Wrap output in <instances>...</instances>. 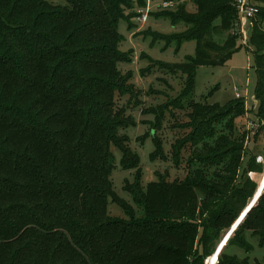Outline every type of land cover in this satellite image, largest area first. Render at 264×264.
I'll use <instances>...</instances> for the list:
<instances>
[{
	"label": "trees",
	"instance_id": "trees-1",
	"mask_svg": "<svg viewBox=\"0 0 264 264\" xmlns=\"http://www.w3.org/2000/svg\"><path fill=\"white\" fill-rule=\"evenodd\" d=\"M63 1L0 0V264H248L228 254L231 247L252 251L246 232L264 246V175L258 185L249 178L254 168L262 171L253 157L242 170L247 133L236 127L247 113L244 101L219 106L191 98L197 68L222 66L238 51L234 0H193L195 14L184 10L186 0H165L181 5L164 16L187 27L165 39L195 43L193 58L162 64L184 77L174 103L185 101L190 129L170 155L177 166L183 149L191 155L202 146L195 160L205 169L191 171L192 155L183 180L158 174L145 187L126 184L132 205L111 181L114 150L123 170L139 168L123 134L135 124L126 109L139 91L119 69L131 59L119 49L117 28L146 3ZM249 2L258 9L248 42L256 74L252 122L264 130V0ZM222 33L230 34L218 46L213 38ZM223 124L228 137L209 144ZM158 141L153 157L162 155ZM109 204L123 217L111 216Z\"/></svg>",
	"mask_w": 264,
	"mask_h": 264
},
{
	"label": "rangeland",
	"instance_id": "rangeland-1",
	"mask_svg": "<svg viewBox=\"0 0 264 264\" xmlns=\"http://www.w3.org/2000/svg\"><path fill=\"white\" fill-rule=\"evenodd\" d=\"M48 1L54 5L64 4L63 0ZM144 2L145 5H148L149 11L145 23H139L136 20V10L139 9L136 5L132 17L125 16L119 21L117 28L118 34L122 38L119 49L123 53L129 54L131 59L130 63L120 64L119 69L130 75L131 83L139 91L137 103L131 104L126 109L135 124L123 131V134L129 139L131 150L138 156L139 168L123 170L119 166L120 154L113 149L116 166L112 171L111 181L117 196L131 205L130 197L125 191L126 184L133 185L137 181L140 186L145 187L148 183L156 181L158 174L166 176L169 182L183 180L187 172L186 162L192 155L194 163L189 165L191 171L205 169V167L199 166L195 160L197 154L204 153V151H200L202 146H199L196 153H191V155L188 154L189 149H183L179 154L177 166L170 155L171 145L183 139L190 131L189 128H186L188 110L185 101L174 103L182 93L184 77L179 72L174 74L162 69V67L165 68L162 64L182 65L186 59L193 58L195 55L194 41L187 40L178 44L175 40L165 39L183 33L187 28L184 23L180 21L173 23L164 16V12L175 13L181 3H174L171 8L162 9L161 5L165 0H144ZM182 6L187 13L195 14L197 12L193 0H186ZM246 32L249 38L248 27ZM228 34L230 33L217 34L213 41L216 45L223 46ZM235 48L238 51L224 65L197 68L191 98L202 104L224 106L230 100L235 99V88L238 89L243 97L244 109L249 115V118L244 117L236 121L237 131L247 133L243 145L246 149V156L242 163V170L246 167L249 157L255 158V162L261 165L262 171L254 168L252 173H249V178L258 185L261 176L264 175V130H258L259 126L250 130L247 127L248 119L253 120L251 115L257 110V101L254 98L256 74L253 68V55L249 43L247 46L243 45L240 38L236 39ZM166 67L172 70L171 67ZM122 102L124 103L126 100H121L118 104ZM147 111H151L153 114H144ZM216 130L218 133L210 141L211 145L219 135L224 133L227 136L224 124L216 127ZM154 137L159 140L162 149V155L158 157L152 156ZM230 139L233 138L230 137ZM213 172L211 170L207 177L213 178ZM262 187L264 188V178L261 182ZM108 211L113 217H123V212L114 205L109 204ZM141 213V211H137L136 216H141ZM245 238L252 246L251 252L246 253L238 247H231L228 254L235 255L238 259H246L248 264L257 262L264 264V246L260 247L258 240L252 237L249 232H246ZM223 248L224 245H219V251L213 255V258L219 257ZM204 264H206V260Z\"/></svg>",
	"mask_w": 264,
	"mask_h": 264
},
{
	"label": "built area",
	"instance_id": "built-area-1",
	"mask_svg": "<svg viewBox=\"0 0 264 264\" xmlns=\"http://www.w3.org/2000/svg\"><path fill=\"white\" fill-rule=\"evenodd\" d=\"M234 8L236 10L237 19L235 22L234 27V33L238 38L241 39V42L243 45L247 46L248 43V35L246 32L247 27L251 31L252 28V19L254 18L255 14L257 13L258 9L254 5H252L249 0H234L233 2ZM172 2H163L161 5L162 9H168L173 7ZM149 11H148V5H146L144 8L137 9V17L136 20L139 23H145L147 21ZM235 99H243L241 94L238 92V89L235 88L234 93ZM246 106V105H245ZM248 129H254L255 127H258L257 123H254L252 121H248L247 123ZM250 174H248L249 176Z\"/></svg>",
	"mask_w": 264,
	"mask_h": 264
},
{
	"label": "water",
	"instance_id": "water-1",
	"mask_svg": "<svg viewBox=\"0 0 264 264\" xmlns=\"http://www.w3.org/2000/svg\"><path fill=\"white\" fill-rule=\"evenodd\" d=\"M260 191H262L263 192V188L262 189H260ZM256 199V197L254 196V199L253 200H255ZM250 206H247L244 210H245V213L246 212H249L250 211ZM240 220L241 219H237V221L233 224V227L227 232V233H229L235 226H237V224L240 222ZM227 235V234H226ZM224 239V238H223ZM223 241V240H222ZM222 241H221V243H222ZM221 243L219 244V245H221ZM219 245L217 246V248H216V250H215V253L214 254H216L218 251H219Z\"/></svg>",
	"mask_w": 264,
	"mask_h": 264
},
{
	"label": "crops",
	"instance_id": "crops-1",
	"mask_svg": "<svg viewBox=\"0 0 264 264\" xmlns=\"http://www.w3.org/2000/svg\"><path fill=\"white\" fill-rule=\"evenodd\" d=\"M255 112H256V111H255ZM255 112H254V113H255ZM254 113H252V115H251L253 120H254ZM245 117L249 118L248 112L246 113ZM249 120H250V119H248V121H249ZM253 120H250V121H253ZM225 236H226V235H225ZM225 236H224V237H225ZM224 237H223V238H224ZM223 238L220 240L219 244L221 243V241L223 240Z\"/></svg>",
	"mask_w": 264,
	"mask_h": 264
}]
</instances>
